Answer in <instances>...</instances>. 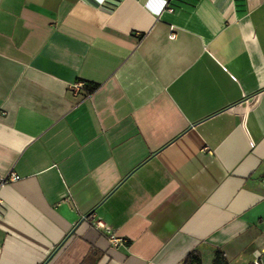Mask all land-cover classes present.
Returning <instances> with one entry per match:
<instances>
[{"label": "crops", "instance_id": "obj_1", "mask_svg": "<svg viewBox=\"0 0 264 264\" xmlns=\"http://www.w3.org/2000/svg\"><path fill=\"white\" fill-rule=\"evenodd\" d=\"M11 174L0 264H264V0H0Z\"/></svg>", "mask_w": 264, "mask_h": 264}, {"label": "built area", "instance_id": "obj_2", "mask_svg": "<svg viewBox=\"0 0 264 264\" xmlns=\"http://www.w3.org/2000/svg\"><path fill=\"white\" fill-rule=\"evenodd\" d=\"M81 87H82V84L79 82L73 84V86L71 87V91L73 95H78ZM256 99H257V95L245 96L239 103L235 104L232 109H235L236 107L242 108L243 110L250 109L255 105ZM17 179L18 177L15 174H11L6 177L0 176V188L5 184L16 181ZM111 240L113 242H117L118 238H116L115 236H111ZM253 264H262V262L259 260V258H257V260L253 262Z\"/></svg>", "mask_w": 264, "mask_h": 264}, {"label": "trees", "instance_id": "obj_3", "mask_svg": "<svg viewBox=\"0 0 264 264\" xmlns=\"http://www.w3.org/2000/svg\"><path fill=\"white\" fill-rule=\"evenodd\" d=\"M98 85L97 84H89L87 82L83 83V89L85 91V95H89L93 93L97 89ZM214 260L212 264H227L225 257L223 253L220 250H216L214 252ZM183 263L185 264H200V259L199 257L194 254L193 252L189 253L187 257L184 259ZM253 264V263H249Z\"/></svg>", "mask_w": 264, "mask_h": 264}]
</instances>
